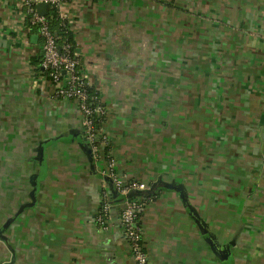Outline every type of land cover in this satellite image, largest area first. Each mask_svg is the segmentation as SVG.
I'll list each match as a JSON object with an SVG mask.
<instances>
[{"label": "crops", "instance_id": "crops-1", "mask_svg": "<svg viewBox=\"0 0 264 264\" xmlns=\"http://www.w3.org/2000/svg\"><path fill=\"white\" fill-rule=\"evenodd\" d=\"M63 11L74 33L78 69L106 109L104 131L117 171L151 188L141 214L148 264H229L222 243L229 230L228 185L219 181L220 193L209 194L195 160L196 148L220 161L226 154L218 137L214 149L212 141L206 146V138L197 140L203 136L189 113L199 102L189 103L188 115L181 112L175 98L180 83H174L180 54L160 30L166 25L175 32L172 21L178 19V39L181 29L194 28L200 44L239 45L238 52L252 55L232 56L258 80L252 111L228 109L234 121L241 120L242 134L251 119L253 126L264 120V0H68ZM26 17L18 0H0V264H134L120 222L127 198L92 157L76 103L56 97L55 85L32 65L42 43L33 40L39 31L27 26ZM237 21L250 32L217 28ZM182 115L195 123L183 135ZM241 189L231 197L242 196L244 217ZM104 193L111 210L102 225L97 218ZM211 237L222 252L213 251Z\"/></svg>", "mask_w": 264, "mask_h": 264}, {"label": "rangeland", "instance_id": "rangeland-1", "mask_svg": "<svg viewBox=\"0 0 264 264\" xmlns=\"http://www.w3.org/2000/svg\"><path fill=\"white\" fill-rule=\"evenodd\" d=\"M166 6L169 5L166 4ZM173 11L181 13L182 10L174 9ZM217 17L218 15L215 16V18ZM191 21L193 23V18H191ZM237 22L226 26L218 24L217 28L226 34L228 31L236 34L250 32L242 30L240 28L241 23ZM179 24L178 19L172 21L175 32L172 31V28L169 30L166 25L164 29L160 30V32H164L163 41L167 42L168 38L169 40L172 38L170 40L171 44L173 41L176 44L175 53L180 54V79L177 77L176 71L174 74V83H180L175 98L179 95L181 112L187 115L192 108L189 103L199 102V105L194 104L195 108H192L189 113V118L196 119L197 134L203 136H198L197 140L200 138L207 139L205 143L202 142V146L203 143L207 146L212 141L211 146L213 149L218 145L217 143H220L219 147H222L221 149L226 154L220 157L222 160L220 161L210 154L202 152V149L196 148L197 176L199 178V176L205 175L208 181L207 185H210L207 190L209 194L220 193L221 190L217 189L218 184H216L219 181L228 185L230 199L228 202L229 230L222 243L224 249L227 248L228 250L229 264H264V249L261 250L260 248L264 241V215L262 217L260 213L262 207L264 208V120L259 125L253 126V120L251 119V122L245 125L244 132L242 130L241 134V132H237L241 131V128L237 125V122H241V120L234 121L228 111L231 106H236L235 110L238 113L245 114L254 109L252 105L257 100L255 96H258L254 93L256 75L254 71L251 73L247 67H241V65L238 67V61H235L238 53H243L244 56L252 55L248 52H238L239 45L228 46L222 42L210 46L200 44L192 36L198 34L197 29L194 28L181 29V39H178L179 31H177V27ZM197 25L199 26L200 23L198 22ZM34 32L38 33V30L35 29ZM167 34L168 37L166 38ZM163 41H160V43L164 44ZM235 55L236 57H232ZM226 58H229L231 63L225 61ZM159 64H161V61ZM32 65L34 68L37 67L35 64ZM158 67L162 69L161 65ZM154 72L157 75L158 72L156 70ZM167 72L173 75L172 70L166 69ZM158 78L159 76L156 80ZM169 97V95L165 96L166 102H168ZM260 97L263 100L261 104L264 106V94H261ZM190 105L191 108H189ZM222 105H225V109L221 108ZM247 106L249 110L246 108ZM187 118L186 115L180 117L182 135L186 133L185 129L192 128L191 126L195 125L193 122L188 124L186 122ZM210 135L212 140L207 138ZM216 137L219 138L217 143ZM215 152L222 153L220 150ZM216 169L226 171L227 174H221L222 171L220 173ZM241 188L244 190V200H247L245 211L243 206L242 214L245 213L244 217L241 216L239 206L242 202V196L240 200L231 197V195L239 193L238 191ZM247 215H249V218L246 217ZM257 228L263 232L258 233L257 238H252ZM244 235L245 237H243ZM209 241L214 252H222V247L217 240L211 237ZM216 241L218 245H216ZM224 243L227 244L224 245Z\"/></svg>", "mask_w": 264, "mask_h": 264}, {"label": "built area", "instance_id": "built-area-1", "mask_svg": "<svg viewBox=\"0 0 264 264\" xmlns=\"http://www.w3.org/2000/svg\"><path fill=\"white\" fill-rule=\"evenodd\" d=\"M18 1L25 7L26 14L32 15V24L38 27L39 36L43 39L41 66L46 72L47 79L55 85L56 97L76 103L84 117V135L92 157L102 165L104 178L112 183L117 193L127 198L120 222L130 246L134 264H148L141 214L147 202L152 199L147 196L151 188L144 182L129 180L118 173L116 159L104 131V123L101 126L99 124V121L106 117V109L98 96H92L88 92L85 79L78 69V58L70 53V45L65 46L66 54L63 55L46 15L38 12V5L46 4L48 9L56 8L60 19L67 22L63 7L68 0ZM110 210V195L104 193L101 212L97 218L98 223L105 224Z\"/></svg>", "mask_w": 264, "mask_h": 264}, {"label": "trees", "instance_id": "trees-1", "mask_svg": "<svg viewBox=\"0 0 264 264\" xmlns=\"http://www.w3.org/2000/svg\"><path fill=\"white\" fill-rule=\"evenodd\" d=\"M49 24H50V28L53 32V34L55 35V38L57 40V43L60 47V49L62 50V54H66V50H65V46L66 45H70L71 49H70V53L74 56L78 58V54H77V46H76V41H75V37H74V33L69 25L68 22H64L60 19L59 17V13L57 11L56 8L53 7H49L47 15H46ZM26 24L27 26L34 31L35 29H38V27L36 25L32 24V15L27 14L26 17ZM40 42L42 43L43 39L41 36H39ZM42 61H43V55L39 54L37 57H34L32 59V63L35 64L37 66V71L41 74H46V72L43 70L42 68ZM88 92L90 93V95L92 96H98V93H96L94 90L90 89L88 87ZM105 121V119H103L102 121H99V124L101 126V124H103ZM150 192L147 193V196L152 198V196L149 194Z\"/></svg>", "mask_w": 264, "mask_h": 264}, {"label": "water", "instance_id": "water-1", "mask_svg": "<svg viewBox=\"0 0 264 264\" xmlns=\"http://www.w3.org/2000/svg\"><path fill=\"white\" fill-rule=\"evenodd\" d=\"M38 11H39V13H40L41 15H47V12H48V6H47L46 4H40V5H38ZM34 39L36 40L35 43H37L39 37H38V36H34V37H33V40H34ZM42 55H43V53H42Z\"/></svg>", "mask_w": 264, "mask_h": 264}]
</instances>
